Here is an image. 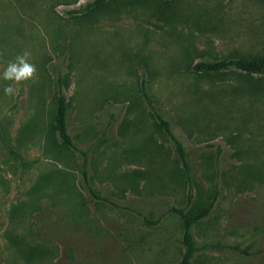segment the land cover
I'll return each mask as SVG.
<instances>
[{
	"label": "rangeland",
	"instance_id": "obj_1",
	"mask_svg": "<svg viewBox=\"0 0 264 264\" xmlns=\"http://www.w3.org/2000/svg\"><path fill=\"white\" fill-rule=\"evenodd\" d=\"M237 59L264 0H0V264H181L210 205L193 264H264V74L196 71Z\"/></svg>",
	"mask_w": 264,
	"mask_h": 264
},
{
	"label": "trees",
	"instance_id": "obj_2",
	"mask_svg": "<svg viewBox=\"0 0 264 264\" xmlns=\"http://www.w3.org/2000/svg\"><path fill=\"white\" fill-rule=\"evenodd\" d=\"M102 4H103L102 1H99L96 2L94 5L98 7ZM88 7H92V5ZM230 67H235L236 69L248 74H264V59H260V60L237 59V60H231L230 62H223V61L201 62L196 66V71L220 72L223 70H227ZM67 112H68V106H67L66 98L60 97L58 101V109H57V122H56L57 130L62 141L69 147L75 148L74 142L67 128ZM159 119L161 121V125L165 126L168 135L173 139V141L181 150V144L178 142V140L173 135V133L169 130V124L166 121H164L162 118ZM84 178H85V183L89 185L86 171L84 172ZM91 193L96 199L104 200V198H101L98 194H96L94 190H91ZM211 209H212V205L192 215L186 214L185 211L182 209L172 210V213L177 214L182 219L185 229L183 236V244L186 248V251L183 255L181 264H193L192 261L195 253L198 251V248L195 246L193 237L191 235V229L196 223L207 217ZM21 255L28 260L31 259V256L34 257V255L31 252L28 253L21 252Z\"/></svg>",
	"mask_w": 264,
	"mask_h": 264
},
{
	"label": "clouds",
	"instance_id": "obj_3",
	"mask_svg": "<svg viewBox=\"0 0 264 264\" xmlns=\"http://www.w3.org/2000/svg\"><path fill=\"white\" fill-rule=\"evenodd\" d=\"M28 55V53H25L24 55L17 56L15 62L9 63L2 73V78L15 82L32 78L36 73V67L34 64L28 62ZM15 91L12 85L4 87L5 95H15Z\"/></svg>",
	"mask_w": 264,
	"mask_h": 264
}]
</instances>
